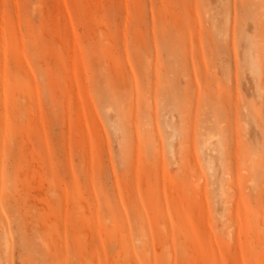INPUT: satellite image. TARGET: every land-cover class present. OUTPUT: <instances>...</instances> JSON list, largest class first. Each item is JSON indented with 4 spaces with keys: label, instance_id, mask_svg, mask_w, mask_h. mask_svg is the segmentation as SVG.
Segmentation results:
<instances>
[{
    "label": "rangeland",
    "instance_id": "rangeland-1",
    "mask_svg": "<svg viewBox=\"0 0 264 264\" xmlns=\"http://www.w3.org/2000/svg\"><path fill=\"white\" fill-rule=\"evenodd\" d=\"M0 264H264V0H0Z\"/></svg>",
    "mask_w": 264,
    "mask_h": 264
},
{
    "label": "bare ground",
    "instance_id": "bare-ground-1",
    "mask_svg": "<svg viewBox=\"0 0 264 264\" xmlns=\"http://www.w3.org/2000/svg\"><path fill=\"white\" fill-rule=\"evenodd\" d=\"M22 107V106H21Z\"/></svg>",
    "mask_w": 264,
    "mask_h": 264
}]
</instances>
